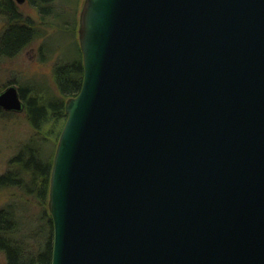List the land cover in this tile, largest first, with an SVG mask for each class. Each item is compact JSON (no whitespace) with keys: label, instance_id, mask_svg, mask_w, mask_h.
Masks as SVG:
<instances>
[{"label":"water","instance_id":"water-1","mask_svg":"<svg viewBox=\"0 0 264 264\" xmlns=\"http://www.w3.org/2000/svg\"><path fill=\"white\" fill-rule=\"evenodd\" d=\"M78 32L51 264H264V0H84Z\"/></svg>","mask_w":264,"mask_h":264},{"label":"trees","instance_id":"trees-1","mask_svg":"<svg viewBox=\"0 0 264 264\" xmlns=\"http://www.w3.org/2000/svg\"><path fill=\"white\" fill-rule=\"evenodd\" d=\"M28 1L37 9L39 22L24 16L16 0H0V20L3 21L0 30V62L4 58L15 57L45 34L43 26L55 22L58 28L56 20L61 19L60 27L76 33L77 19L72 24L65 18V9L59 3L60 0ZM48 39L49 36L40 47L41 58L52 52L48 49ZM79 51V55L72 60L60 59L55 63L52 72L56 90L38 83H21L19 86L25 114L34 133L10 159V168L0 174V188L17 187L24 194L32 195L44 208L49 197L54 152L67 118L65 103L69 97L78 94L82 87L84 67L80 45ZM2 111L0 108V114ZM52 135L53 152L47 158L44 154ZM43 220L48 226V237L44 243L38 242L35 231L27 229L19 215L17 202L0 208V253L5 256V264H51L53 222L51 215L46 217L44 214Z\"/></svg>","mask_w":264,"mask_h":264},{"label":"rangeland","instance_id":"rangeland-1","mask_svg":"<svg viewBox=\"0 0 264 264\" xmlns=\"http://www.w3.org/2000/svg\"><path fill=\"white\" fill-rule=\"evenodd\" d=\"M17 3L19 10L24 16H30L39 22V13L28 0H24L23 2L17 1ZM59 3L65 9V18L69 19L72 24L77 19L76 33L60 27L62 23L61 19L56 20L58 28L55 26V22H52V25L50 24L47 27L43 26L45 34L35 39L15 57L1 60L0 92L11 84L19 88L21 83L46 84L56 90L52 72L55 63L60 59L72 60L80 52L78 28L84 0H60ZM2 26L3 21L0 20V30ZM47 36H49L48 49L52 52H48V54L41 58L40 47L45 42ZM12 81H16V83H11ZM2 110L0 114V174H3L10 168V159L34 133L26 117L25 106L22 111ZM53 138L54 135L51 136L50 142L46 146L47 152L44 156L47 158L53 152ZM13 201L18 203L19 215L27 229L35 231L38 242L44 243L48 237V226L43 220V215L45 214L46 217L51 215L48 209L49 197L44 208L32 195L24 194L17 187L0 188V208ZM0 264H5V256L2 253H0Z\"/></svg>","mask_w":264,"mask_h":264}]
</instances>
